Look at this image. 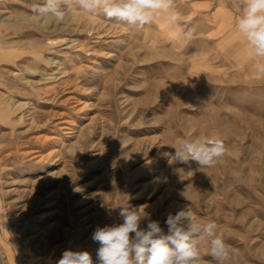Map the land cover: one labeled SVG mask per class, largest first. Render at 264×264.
Instances as JSON below:
<instances>
[{"label": "rangeland", "instance_id": "obj_1", "mask_svg": "<svg viewBox=\"0 0 264 264\" xmlns=\"http://www.w3.org/2000/svg\"><path fill=\"white\" fill-rule=\"evenodd\" d=\"M173 2L179 43L161 20L78 10L60 23L32 12L43 0H0V264H56L66 249L100 264L91 234L129 205L165 233L189 206L216 222L226 264H264V78L242 42L206 39L213 8ZM204 137L227 147L214 167L172 157ZM208 239L201 264H216Z\"/></svg>", "mask_w": 264, "mask_h": 264}, {"label": "clouds", "instance_id": "obj_2", "mask_svg": "<svg viewBox=\"0 0 264 264\" xmlns=\"http://www.w3.org/2000/svg\"><path fill=\"white\" fill-rule=\"evenodd\" d=\"M237 7L241 15L235 29L242 37L251 70L264 78V0H238ZM78 10L94 19L102 14L108 20L137 28L161 20L172 31L175 42L187 36L180 31L181 14L173 0H75V4L70 0H43L42 4L32 6L37 16L54 18L60 23ZM173 148L175 161H195L199 168L214 167L227 152L222 140L208 137L184 140ZM144 207L121 206L119 216L123 223L95 228L91 239L99 244L96 258L100 264H201L199 245L205 238H209V254L216 264H226L231 259L229 246L216 235L218 226L214 220L201 223L186 206L174 215L168 214L165 233L159 221L148 218ZM144 220L147 225L141 228ZM56 264H93V258L88 251L66 249Z\"/></svg>", "mask_w": 264, "mask_h": 264}, {"label": "crops", "instance_id": "obj_3", "mask_svg": "<svg viewBox=\"0 0 264 264\" xmlns=\"http://www.w3.org/2000/svg\"><path fill=\"white\" fill-rule=\"evenodd\" d=\"M237 3L238 0H198L199 7L204 10L203 14L207 15V10L213 8L208 14L210 19L208 23L210 27L206 32L208 41H234V44L242 42V37L235 29V23L241 15ZM233 45L229 46L230 52L234 50Z\"/></svg>", "mask_w": 264, "mask_h": 264}]
</instances>
